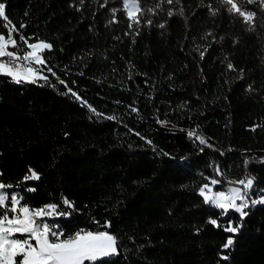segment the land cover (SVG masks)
I'll list each match as a JSON object with an SVG mask.
<instances>
[{"label": "trees", "instance_id": "1", "mask_svg": "<svg viewBox=\"0 0 264 264\" xmlns=\"http://www.w3.org/2000/svg\"><path fill=\"white\" fill-rule=\"evenodd\" d=\"M0 2L30 43L53 46L45 53L56 74L44 68L49 83L0 76V182L22 204L70 213L48 220L66 235L118 237L119 254L96 264H264V205L242 220L221 217L198 194L207 178L218 189L251 176L264 189L259 2L243 5L256 13L250 27L222 0H142V23L131 29L122 0ZM29 168L39 181H23ZM229 221L238 233L223 230ZM229 236L234 244L224 249Z\"/></svg>", "mask_w": 264, "mask_h": 264}, {"label": "snow or ice", "instance_id": "2", "mask_svg": "<svg viewBox=\"0 0 264 264\" xmlns=\"http://www.w3.org/2000/svg\"><path fill=\"white\" fill-rule=\"evenodd\" d=\"M165 3H178L179 0H164ZM223 4L229 6L227 11L231 14L243 18V22L251 26L254 25L256 13L244 7L245 0H222ZM83 0H81V4ZM247 4H254L256 0H246ZM260 6L264 8V0H259ZM142 0H122L123 9L126 11L127 19L130 21L128 27L131 29L134 25L142 23L143 8ZM79 11L80 9L77 8ZM115 9L113 14H115ZM152 11V9H148ZM172 13L169 12V16ZM0 18L3 22L0 24L5 32L0 33V76L9 78L17 85L37 84L43 80L45 84L49 83L48 77L42 74L46 67L49 72L55 76L51 67L47 65L46 52H50L52 45L46 41L39 40L29 42V37L23 35L21 29L25 27L21 24L16 28L6 14V5L0 2ZM152 24V21H147ZM159 27L163 28L164 24ZM210 35V34H209ZM23 46L26 50L21 52ZM13 49V50H9ZM7 58V62H5ZM203 58V53H201ZM40 66V67H36ZM232 68V65H229ZM64 83V81H60ZM67 87V85H65ZM71 92V88H68ZM77 100L81 97L75 92H71ZM93 114L100 116L95 108L89 106ZM133 112L137 109L133 108ZM115 119V117H106ZM161 123H166L161 121ZM255 130V128H253ZM190 137L198 139L199 144L212 147L211 144L195 131L188 133ZM143 139V137H141ZM151 143V141H147ZM250 161L245 160V166ZM259 163L264 164V157L259 158ZM217 175L222 174V170L215 169ZM41 175L32 168L24 175L23 181H39ZM209 179L208 183L203 184L198 191L199 196L203 198L205 204H210L215 208L221 209L222 214L227 215L230 210L239 213L241 220L248 215L245 209L257 204H264V189H259V195H256L254 188L255 180L251 176H246L238 181H229L230 184H238L240 187H231L228 192H213L211 186L220 183L215 178ZM211 185V186H210ZM12 184L0 182V264H96L103 258H110L119 254L120 244L118 237L108 231H89L80 229L73 234L66 235L58 230L59 225L44 222L45 218L65 217L70 213L58 211V205L48 204L40 208H32L27 203H21L24 199L18 193H9L7 190L13 188ZM27 191H35L28 188ZM63 204L69 208H74L72 202L63 199ZM210 224L221 227L217 219L209 218ZM110 225H105L108 227ZM240 225H234L229 221L223 230L227 233L236 234L239 232ZM199 231V229H197ZM63 237V238H62ZM33 241L35 243H33ZM234 244V238L229 236L224 249L230 248ZM223 259H227L224 256Z\"/></svg>", "mask_w": 264, "mask_h": 264}, {"label": "rangeland", "instance_id": "3", "mask_svg": "<svg viewBox=\"0 0 264 264\" xmlns=\"http://www.w3.org/2000/svg\"><path fill=\"white\" fill-rule=\"evenodd\" d=\"M257 2H259V0H256ZM36 67H40V66H36ZM47 71L46 70H44L43 69V71H42V74L43 75H47ZM40 82H44L43 80H41ZM32 182H37V181H32ZM218 185V184H217ZM211 186V185H210ZM216 186V185H215ZM215 186H211L212 188H213V192H216V191H224V192H228V190L231 188V187H240V185H238V184H235V185H226V186H224L223 188H218V189H215L214 187ZM9 193H13V194H15V193H18V191L16 190V188L15 189H8L7 190ZM260 193L258 192V191H256V195H259ZM208 205H210V204H208ZM258 205H264V204H257V205H255V206H258ZM211 207H213V208H215L214 206H212V205H210ZM255 206H252V207H255ZM215 209H217L219 212H220V215H221V217H226L228 214H230V213H235V214H237V215H239V213H236L235 211H231L230 210V212L227 214V215H224V214H222V210L221 209H218V208H215ZM245 211H246V209H245ZM240 216V215H239ZM58 216H56V217H52V218H45L46 219V221H48V220H50V219H56ZM54 224H56V223H54ZM89 231H91V230H89ZM95 232V231H94ZM63 238V237H62ZM33 243H35L34 241H33ZM88 263H90V262H88Z\"/></svg>", "mask_w": 264, "mask_h": 264}, {"label": "built area", "instance_id": "4", "mask_svg": "<svg viewBox=\"0 0 264 264\" xmlns=\"http://www.w3.org/2000/svg\"><path fill=\"white\" fill-rule=\"evenodd\" d=\"M5 62H7V58H5ZM198 135H200V136H202L203 137V135H201V134H199L198 133ZM44 222H46V223H49L48 221H46V219H45V221ZM50 224V223H49Z\"/></svg>", "mask_w": 264, "mask_h": 264}, {"label": "crops", "instance_id": "5", "mask_svg": "<svg viewBox=\"0 0 264 264\" xmlns=\"http://www.w3.org/2000/svg\"><path fill=\"white\" fill-rule=\"evenodd\" d=\"M10 50V49H9Z\"/></svg>", "mask_w": 264, "mask_h": 264}]
</instances>
